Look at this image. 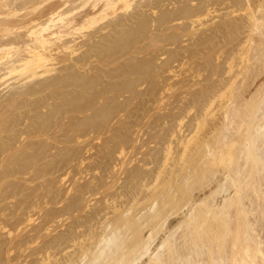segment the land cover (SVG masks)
<instances>
[{"label": "bare ground", "instance_id": "obj_1", "mask_svg": "<svg viewBox=\"0 0 264 264\" xmlns=\"http://www.w3.org/2000/svg\"><path fill=\"white\" fill-rule=\"evenodd\" d=\"M26 1L28 2V0H25L24 2L26 3ZM90 1L91 0H85V3L81 4L82 8L92 3L90 7H92V10H94V12L92 11L93 12L92 13L90 10V13H91L90 15V13H88V10H86L85 14L84 12L82 13L84 15L79 14V16H82L81 20L82 19L84 20L78 24L79 26H76V25L72 26L73 28L71 29L74 32H79L80 34V32L82 31L84 32V30H87V31L88 29L91 30L92 28H94V26L97 23H101L102 21L110 17L111 15L114 16V14H117L116 12L118 10L126 9V8H127L126 10H128L129 6L132 5L130 4L131 1L129 0H120V1H117L118 7L116 9V4H117L115 3L116 1L113 2L114 0H105V1L102 0L104 2V6L98 8L99 7L98 2H100L99 0H93L92 2ZM190 1L193 2L191 3L192 4L191 9L189 10L188 8H184L183 10H181L184 13H180V14H183L185 19L189 18V20L190 18L193 17V19L191 20L192 25L193 24L197 25V23L200 24L203 21L202 19L211 17V15H213L217 11L216 6L217 7L223 6L225 10L231 9L230 14L231 13L238 14V12H241L240 14L237 15V17L225 19V20H222L221 22L219 21V23L217 24L213 22V25L211 24L212 26H209V27L207 26L208 27L207 32L211 33L209 42L211 43L212 46H210V49L207 50L209 52V55L207 54L206 56L208 57L210 56V60H212L214 64H212L211 61L210 62L212 66L214 65V68H215V69L212 68L214 70V71L212 70L213 73L209 71L210 72L209 75L213 74L215 76H219L220 70L218 71L217 65H219L220 59L223 60V64L226 65L227 69H226V73L224 72L226 74L225 75L226 81L224 85H222L221 89L219 87H218L219 89L214 87L218 90L215 89L216 90V91L214 90L215 92H213L211 95L209 94L210 96L208 97L206 96L204 98L202 103H204L205 105L204 107H206V109L205 110L202 109V110L205 111V114H204L205 116L203 115V118H202V115H200V117L203 119L202 122H204V117H207L206 115H208V117L211 116L212 118H214L215 122L216 123L218 122V123L216 125L213 124L214 126L210 129H204L206 127H203L201 125L202 124L201 121L200 122L198 121L199 118L197 121L201 124L198 123L197 124L198 126L194 124V122L191 123L195 118L193 117L194 116L193 114L192 116L190 115V117H192L193 120L191 122H188L189 125L186 123V125L188 126H185V125L183 126L184 124L183 121L185 120L181 122V119H179V121L178 119H175L177 120V125L179 123V126H178L179 128L177 127L178 129L165 130L164 128L163 129L165 130L164 139L163 138L160 139V137H162L160 134L161 130L160 131L158 130L160 133L158 132L156 134L158 135L160 134L159 138L156 137L157 135L154 136L155 134L153 133L154 135L150 136L149 138L147 137L148 139L142 140L143 138H141V141L139 140L140 142L139 141L136 142L135 141L136 138H138L141 135L145 136V134L139 135L138 133L137 134L138 136L136 135L137 137L135 136L136 137L135 138L132 135L134 133V132L132 133L133 131L132 130L130 133L133 139L135 138L134 139L135 143L131 142L132 139L128 134L127 135L129 136V138L124 136L123 133H122L123 135L121 134L122 127H119L121 126V124L117 126L115 129H113L114 126L112 128L111 127L112 125H111L109 126V128L110 129L112 128L113 129L112 131H110L109 128H107L109 132L111 133V135L109 134L110 135L109 138L117 137V143L115 146H113V148L111 147L112 145L115 144V143L113 144L114 140H112L113 141L111 142L112 145H110L111 147H109L108 138L106 139L104 138V136L106 137L107 133L104 135L105 132L103 131L104 132L103 133L102 132L103 128L100 127L101 129H98V133L102 132L103 135L98 134V133L97 134H98V137L100 136L99 138L103 136V139L101 140L102 142L100 141V139L99 140L97 139L98 140L97 142L100 141L101 145L98 150L99 152H96V154L101 153L100 156H102V158L100 160H103L104 167H103V171L101 172V174L99 173V176L98 175L96 176L94 174L96 177H99L97 179L94 178L95 181L98 182L97 184L94 183V186L96 185V187H93V188L95 189L91 191L92 190L90 189L91 186H89V188L87 187V185L89 184L91 185L90 182L87 183L85 188L81 187L82 190L83 189L84 190L79 191V193L80 192L81 193L83 192V193L82 194L80 193L79 197L78 196L75 197L79 199V203L76 206H75L76 203L72 205V206H75L74 208H72V207H68L70 203L68 205H64L65 201H62V204L64 203L63 206L60 205L61 200L59 203V198L61 194H58V192L55 191L54 189L55 187H54L53 189L55 192L51 196H52V200L54 201L52 202L55 206L54 208L56 211L55 213L52 214L53 216L47 215V217H52V219H50V221H47V219L49 218L46 219L44 218V216L41 215L40 218L41 217L42 219L44 218V220H46L47 222L46 223L43 222L41 224L33 226L31 228L32 230L29 229V231L31 232L30 236H28L30 232L26 231L28 228L27 229L26 227L24 228L23 223H21L22 224L21 225L19 222V224L23 226V229L21 230V233L19 234V236H21V238H19V264H25L26 262L27 264H264V0H200L201 2L200 4H197L195 2L197 0H190ZM10 2L11 3L14 2L12 4H15V0H12ZM30 2L31 4H33L31 0L29 1L28 4L27 3L26 4L29 5ZM38 2L39 1H37V3ZM179 2L181 4V2H184V1L180 0ZM2 3L3 2L1 0V4ZM18 3L19 2H17V4ZM19 4L25 7V8H23V6L22 8L20 7L23 10L28 8L31 5L30 4L29 6H27L25 4L27 6L26 7L24 4H22V2ZM119 4L121 5V7L119 6ZM8 5H9V2H5L0 7V17L2 16L4 17L0 19V33H2L0 37L2 35H3L2 37L7 36L8 34H11L13 37V35L16 34L22 28L25 27L24 29L26 28L28 29L30 25H32L33 23H36L35 20L37 21L39 19L38 21L40 20L42 21L43 19V18L40 19L41 15L43 16V14L40 15L38 13L39 14L38 17L40 16L38 19H35L33 17L32 18L28 17L29 19L27 18V20L26 19L21 20L23 16L19 18V11L21 12V10L20 8H18V6L20 5H18L16 9L9 7V9L11 8L12 10V11L9 10L10 12L6 10L8 8L7 7ZM53 5H55V3ZM182 5L184 4L182 3ZM9 6H12V5H9ZM43 6H45V4ZM5 7L7 8L4 9ZM46 7H44V9ZM56 8H57L56 6L49 5L47 9L50 12V17H49L48 12L45 9V11L47 12V18L49 17L48 18L49 21L47 19L49 24L45 20L47 25L46 24L44 25V23H42L43 24L42 26V25H39L40 23H38V26H42L41 28L35 29L34 27L35 25H33L32 30L26 29L28 33L30 32V35H28L29 37L35 36L34 37L35 42L33 39L32 43L34 42V45L32 47L28 43L27 44L25 43L26 47L27 45L30 46V47L29 46L27 47V50L29 53V55L28 53L27 55L30 56V58L24 56L25 58H28V59L21 60V61L25 60L23 61L21 69H20V65L17 64L18 62H20L18 60H16V62L18 61L16 64L17 66L19 65V67L15 66L14 61H13L14 62L13 65L11 63L12 66H9L10 64L9 65L6 64L7 66H9L7 69L8 71L6 70L7 67L5 69L3 68L4 67L3 62L1 61L2 64L0 62V64L3 66L2 69H4L1 72L7 71L6 73L2 75V80L0 79V81L6 80L8 76L10 77L11 75H14V74L17 75L19 72H20V75H18L19 77L18 76H12V77L20 78L21 74H27V73H29V76L23 75V76L28 77V78H25V80L26 79L29 80V77L31 78L35 76L38 77L37 75H40L38 74V69H41L43 67L45 68L49 64L47 63L49 61V57L47 54H45V51L49 50L50 52V49L53 48L49 46L50 45L56 46L55 43H57L58 41L62 42L60 40H62L63 37L65 38L66 35H69V36L73 35L72 33L74 32L71 29H66L70 27L69 25L76 24L75 23L76 21L73 22V19L72 20L69 19L68 21V18H69L68 16H71L70 15L71 12L63 13L61 10L62 13H57ZM96 8H98L97 11L95 10ZM118 8H121V9H118ZM29 9L30 8H28V10ZM30 14H32V12ZM44 18L46 19V16ZM19 19L21 21H19ZM51 23L52 24L61 23L62 24L61 30L59 32H55L53 29L54 32H49L51 29ZM203 23L207 25L206 22H203ZM207 27H204V28H207ZM52 28H53V25H52ZM183 28L184 27H182V30ZM47 31H48V35H46ZM18 34H16L17 37H18ZM50 35L53 36V38L56 37L58 41L56 40L57 41L56 42V41L50 40L52 39V37L51 38L49 37ZM75 35L76 34H74V36ZM7 37H10V35H8ZM7 37L1 40L4 41V39H6ZM12 41H15V40H12ZM11 43H14V42H11ZM204 44L206 43L204 42ZM93 45L94 44L89 45V46L92 47ZM65 46H66V43L64 47ZM195 46H196L195 48H199V46L197 47V44H195ZM26 47L24 45V48ZM64 47H63V50L67 49L66 47L65 48ZM70 47L67 50H69ZM0 48H2L0 49V51L5 50L7 52V50L11 51V49H14L15 47H9V45H6V47L3 48L0 45ZM16 48L15 50H17V52L15 50H14L15 52L13 50L12 51L16 53L17 55L19 46ZM51 50L55 51L56 49L53 48ZM59 50H62V49L59 48ZM72 50L75 51L74 48ZM23 51H25V49ZM73 51H71V53L69 52V54L68 53L66 54L70 56V54L72 55ZM191 51H194V50H190V52ZM6 52H2V54L5 53L6 55L3 54L0 60L12 58L11 54H13V52L12 53L11 52L6 53ZM51 52L53 53V51ZM52 53L49 54V56L50 55L52 56ZM200 53H201V50H200ZM191 54H193V52H191ZM16 55L14 56L16 57ZM51 56H50V60H51ZM10 60H7V61H10ZM54 60L55 59H52V61ZM84 61H87V60H84ZM89 61H90V58H89ZM72 62L70 61V63ZM84 63L86 65V62H83L82 64ZM90 63L91 62L87 64H90ZM80 67L82 66L80 65ZM80 67L78 69H81ZM219 67L220 69H222L223 65L221 64ZM70 68H71V65H70ZM73 68L74 67H72V69ZM48 69L49 67L46 68L45 72L44 71L43 72L46 74H49L54 71V70L48 71ZM66 70L69 71L68 68ZM210 70H211V67H210ZM76 72L73 71L72 73H76ZM44 73H42L41 71V75L42 74L45 75ZM213 75L209 77L213 79ZM220 76L222 75L220 74ZM217 79L220 80V77ZM32 80H34V78ZM215 83H216V80H215ZM38 85L40 86V83ZM66 88H67V85H66ZM59 89L61 88L59 87ZM56 90L60 91L58 89ZM82 90H84V88ZM23 91L25 92V90ZM27 91H26V94L29 93V92L27 93ZM18 92H16L17 96L14 93H12V95L15 96V97H12V99L20 98ZM45 92L46 91L44 90L43 94H45ZM23 94L22 96L20 95L22 97L21 98L22 100H24ZM26 94H25V97H26ZM28 95L27 97L32 98L31 95H34V94H31V95L28 94ZM36 95H39V94H36ZM58 95L59 94H57L55 97H57ZM68 97H67V100H68ZM127 98L128 97H126L125 100ZM95 99H93V101ZM185 99L188 100V98H185ZM199 99H200V96H199ZM10 100L8 102L12 103V101ZM22 100L20 101L22 102ZM20 101L17 102L19 104V106L18 104L17 106L20 107L21 105V108H22L23 105L21 104ZM49 101H52V100H49ZM95 101H97V99ZM184 101L185 100H183V102ZM15 102L16 100L14 101V103ZM197 102L196 103L194 102V103L197 104V109H199L200 107L198 108V105L200 104L199 106H201L202 103L198 104ZM31 103H32V99H31ZM2 104L4 105V103ZM11 105L13 106V103ZM193 106L194 104H192V107ZM4 107L7 108L8 106L5 104ZM70 107L71 106H69V108ZM192 107H190L189 109H192ZM56 108H58V106ZM71 108L73 109V107ZM0 109H1V106H0ZM10 109H8L7 112L5 111V109H3L5 111L4 114H3L4 111L2 112L0 111V112L2 113V115H6L8 114ZM19 109L20 108H17V111ZM33 109H32V112L35 111ZM42 109H44L43 106L42 108H40L41 110L40 113H42ZM127 109L128 111L131 110V109L129 110V108L127 107L125 109L126 111L123 110L122 112L125 111L124 113L127 112V114H131V113H128ZM194 109L195 108L193 107V110ZM202 110L201 111L199 110L200 114ZM195 111L198 112L197 110ZM69 112L72 113L71 111ZM10 113H12V111H10ZM24 113H27V112L25 111ZM37 113L39 114V112ZM52 113H54L53 110H52ZM124 113L122 116H124ZM186 114L187 112L185 113V115ZM188 114H192V111L189 110ZM220 114H221V118L219 119L218 117L220 116ZM46 116H49V115H46ZM65 116H69L68 113ZM98 116H100V114ZM130 116H132V114ZM130 116L127 117L128 120L133 119L135 117L134 116L130 118ZM163 117L164 116L161 117L162 120L164 119ZM167 117L170 118V114H166V119L164 120H167ZM183 117L181 118L183 119ZM6 118L8 117L6 116ZM31 118L35 119V117H31ZM157 118H155V120H157L156 123L159 122ZM186 118L187 117H185L184 119ZM192 118H190V120ZM118 119H120V117ZM195 119H197V117ZM44 120L45 118L42 121ZM74 120H73V123H74ZM207 120L205 122H207ZM58 121H61V120H58ZM118 122H116L115 125ZM75 123H77L76 120H75ZM146 123L148 124V122ZM32 124L34 123H31V125ZM66 124H69V123L66 122ZM128 125L130 124H127V126ZM210 125L211 124H209L208 127H210ZM80 126L82 127V125H79L77 127H80ZM147 126H150V125H147ZM165 126H168V125H165ZM70 127L72 126L69 125V127L66 126L65 128L68 129ZM73 127H75L74 124H73ZM75 129H78V128H75ZM81 130L84 131V129H81ZM99 130L101 131L99 132ZM103 130L106 131V128ZM61 131L63 133L66 132L65 130L63 131V129ZM75 131L76 130H74L73 132L72 131L70 132L74 133ZM41 132H40V135H41ZM36 134H32V135H36ZM47 134H49V132ZM169 134L171 138H173L174 140L173 139L171 140ZM69 135H67L66 137H69ZM64 136L65 135H63V137ZM167 136H169V138ZM44 137L48 138V135L47 136L45 135ZM155 137L156 139L158 140L160 139V140L158 142L155 141ZM166 137H167V140H166ZM73 138L75 139V137ZM73 141H74V144H76L75 143L76 141L75 140ZM44 142H48V141H44ZM72 142L70 143L73 144ZM151 142L152 143L154 142V144L156 143L155 146H151L150 145ZM34 143H37V142H33L31 144H34ZM81 143L82 142L79 141L77 142L76 145L78 144L82 145ZM59 144H60V141H59ZM61 144L64 145L63 143ZM157 144L159 145L161 144V146L163 147V150H161L160 147L157 148L159 146V145L157 146ZM45 145L47 144L45 143ZM95 145H97V143ZM43 147H44V144H43ZM52 148L55 150L53 145H52ZM93 148H94V145L92 149ZM96 148H94L93 151L94 150L96 151ZM53 149L49 150L51 155L55 154V153L52 154L51 152L53 151ZM86 149L87 148L84 149V152L81 151L82 155L83 153H85ZM64 150H63V153L65 152L64 154H66V150L65 151ZM58 151L59 150L56 151L55 155H57ZM76 151L78 152L79 150L77 149ZM67 152L70 153L69 151ZM86 153H90V150L89 152L87 151ZM61 154L62 152L59 155ZM74 155H75V152H74ZM47 156L48 155H46L45 157ZM94 157L92 158L87 157L88 159L85 157V159L91 162L93 161L92 159ZM69 158H72V157L70 156ZM89 158H91V160H89ZM69 160L70 159H68V161ZM76 160L75 162L78 161ZM81 160H80V163H81ZM86 160H83L85 162L81 163L80 165L84 166V163H86ZM134 160H135V163L138 161V164L140 162L141 163L143 162V166H141L142 164L141 165L134 164ZM114 162L116 163L114 167L116 168V171L114 170L113 167H110L111 164H113ZM2 163H0V165ZM71 163L69 161V164L67 163L65 164L69 166ZM59 165H60V161H59ZM62 165L63 164H61V167ZM86 166H84V168ZM146 166H149V167H146ZM84 168H83V171H84ZM86 168L85 170L87 171L88 168L87 169ZM110 168H113V171L115 172L110 171L111 170ZM96 169L98 170L99 168H96ZM64 177L66 178V174ZM108 179L109 181L110 180L111 181L108 182L107 181ZM71 183H73L74 186L76 184L74 183V181ZM53 184L56 185V183H53ZM77 186H78V189H75V191L79 190L80 188L79 185ZM230 189L232 190V192ZM52 190L50 191V193L53 192ZM70 190L71 189H69L68 191L69 193L65 191L68 193V197H70L69 196L71 192ZM72 191H74V188ZM227 191L231 193L230 195L229 193L227 194V196L229 195L228 198L224 194V192L227 193ZM50 193L48 192V194L46 195L48 196ZM60 193H63V191L62 192L60 191ZM72 193L73 192H71V194ZM79 193L76 195H79ZM222 193L224 194L225 199L218 198V197H223ZM46 195H45V198H46ZM85 196L86 197L88 196V198L85 199ZM42 197L43 196L39 198L43 200ZM50 197L48 199H50ZM89 197H93V198H89ZM64 199L66 200V197H64ZM93 201L94 203H92ZM66 202H70V201L68 200ZM49 204H51V202H49ZM53 204L51 205L53 206ZM93 204H95V206H92ZM58 205H60L61 207L60 206L58 207ZM38 206L42 207V204ZM38 206H36V208H38ZM43 208L44 206L42 207V209ZM38 209H40V207ZM50 209L48 208V212L52 210ZM44 210H42V212ZM42 212L40 211L37 214L38 215L39 213L43 214L47 211L45 210V212L43 213ZM46 214L47 213H45V217H46ZM252 214L254 215L253 216L254 220H253V217L251 218ZM21 217H23V219L21 220H24L23 222H25V219H24L25 216H21ZM37 218L38 217L36 215V220H41L40 218L39 219ZM27 219L28 221L26 222L31 223L32 218L30 219V221H29V218ZM33 219L35 220V218ZM33 219L32 221H34ZM31 224H30V227L33 225ZM20 225H19V229L22 228ZM43 231L45 232L43 233ZM252 231L253 233H251Z\"/></svg>", "mask_w": 264, "mask_h": 264}, {"label": "rangeland", "instance_id": "obj_2", "mask_svg": "<svg viewBox=\"0 0 264 264\" xmlns=\"http://www.w3.org/2000/svg\"><path fill=\"white\" fill-rule=\"evenodd\" d=\"M4 1L9 2V5H12V6L8 5L7 6L8 8L7 7L4 8V9L7 8L6 10L9 11V10H11V8L16 9V7L18 5H20V6H18V8H20V7L22 8L23 5H21L19 3L22 2V4L25 5L26 3L28 4L30 0H28V2L26 1V3L24 2L25 0H17V1L15 0V4H12L14 2H12V3L10 2L12 0H8V1L4 0ZM4 1L2 0L3 3H5ZM31 1L33 2V4H31V2H30V4H31V5L29 4L30 6L26 4L27 6H29L28 8H30L29 9L30 11L28 10V8H26L24 10L20 8L21 12L19 11V18H21L23 16V18H21V20L22 19L27 20L28 17H31V18L33 17L35 19H38L40 17V16L38 17V15L43 14L44 17L46 16V19L41 15L40 19L43 18L42 21H44V22H42L41 20H40L41 22L38 21L39 19L37 21L35 20L36 23H33L32 25H30L31 28L30 27L28 29L26 28L27 30H30V29L32 30L33 25H35L34 26L35 29L41 28L43 26L42 23H44V25L45 24L47 25V23L49 21L48 18L50 17V12L47 9L49 7V5L56 6L57 7L56 8L57 13L71 12V14H70L71 16H68L69 17L68 21H69V19H71V20L73 19V22L76 21L75 22L76 24L69 25L70 27L66 28V29H71V28H73L72 26H75V25L79 26L78 24L84 20V19L81 20L82 16H79V14L81 15L83 12L85 14L86 10H88V13H90V10H91V12L92 11L94 12V10H92V7H90L92 3H90L86 7L82 8L81 4L85 3V0H43V2H42V0H35V1L31 0ZM37 1H39V2L37 3ZM92 1L93 0H91L90 2H92ZM99 1L100 2H98V4H99L98 8L103 7L104 6L103 1H105V0H103V1L99 0ZM117 1H120V0H114L113 2L117 3ZM129 1H131L130 4H132V5L129 6L128 10H126L127 8L126 9L118 8L121 10H118L116 12L117 14H114V16L111 15L112 17L111 16L108 17L107 19H105L101 23H97L94 26V28H92L91 30L88 29V31L84 30V32L83 31L80 32V34H82V35H80L79 32H74L71 29L74 32V33H72L73 35L71 34L73 37L66 35L65 38L63 37V39L60 40L62 42H59L56 37L53 38V36L50 35L49 37L50 38L52 37V39H50V40H53V41L57 40L58 42L57 41L56 42L58 43V45L60 43L61 44L58 46L57 43H55L56 46L62 49V50H59V48H57L56 46L50 45L49 47H53L54 49L57 50V51L56 50L54 51V50H51L53 48L50 49V52L53 51V53L51 52L53 58L50 55L51 60H50V56H49V54H51V53L49 52V50L45 51V54H47L49 57V61L47 62V63H49L47 65L49 67L48 71L54 70L52 73H49V72H48L49 74L44 73L46 68H48L46 66L45 68L44 67L41 68L42 70L38 69V74H40V75H37L38 77H36V76L32 77V78L29 77V80H27V79L25 80V78H28L27 76H29V73L21 74L20 78H18L19 77L18 75H20V72H19L17 75L14 74V75H11L10 77L8 76V78H6V80L0 81V103L1 104L4 103V105L6 104L8 106L7 108L8 109L11 108L10 111H12V113H10V111L8 112V114L10 113L9 116H8V114L2 115L1 112L4 111L3 109H5L6 112L8 111V109L5 108L3 104L2 105L0 104L1 109L3 107L2 111L0 109V111H1L0 112L1 113V115H0V148H1L0 149V160H1L0 163H2L4 161L2 163L3 166H2V164L0 165V171H1L0 172V264H19V238H21V236H19V234L21 233V230L23 229V226H21L22 225L21 223H23L24 228L25 227H26V229L28 228L26 231L30 232L29 229L32 230L31 228L33 226H36V225L41 224L43 222L46 223L47 221H50V219H52V217H47V215L53 216L52 214L55 213V211H56L54 208L55 206L53 204L54 201L52 200V196H51L55 191L58 192V194H61L60 198H59V203L61 200V204H60L61 206H63L64 203H65L64 205H68L70 203L71 206L68 205V207L74 208L79 203V199L75 198V197L80 196L81 192L79 193V191H81L82 188H85L87 183H89V182L91 183V185L90 184L87 185L88 188H89V186H91L90 187V189H92L91 191H93L95 189V188H93V187H96V185L94 186V183L95 184L98 183L97 181H95V179L99 178L96 176L97 175L99 176V173L101 174V172L103 171V167H104L103 160H100L102 158V156H100L101 153L96 154V152H99L98 150H99L101 142H102L101 140L103 139V136H101V138H99L100 136L98 137V134L103 135L102 134L103 131L105 132V133L103 132L104 135L107 133L108 136L106 134V137L104 136V138L105 139L108 138L109 147H111L110 146V145H112L111 142H113L112 140H114L113 144L114 143L115 144L112 145V147H111V148H113V146H115L117 143V137L109 138V136L111 135L109 130L112 131L113 129H115L120 124H121V126H119V127H122L121 134L123 133L124 136H126L128 138L130 136L132 139L131 142H134V139L138 136L137 135L138 133H139V135L145 134V136L141 135L142 137L139 136L138 138H136L135 141L137 142L139 140L141 141V138H143L142 140L148 139L150 136H152L154 134H155L154 136L157 135L156 136L157 138H159V136L161 134L162 137H160V139L161 138L164 139L165 138L164 137L165 130H171V129H178L179 128L178 127L179 123L177 125V120H175V119H178V121H179V119H181V122L183 120H185V121H183V123H184L183 126L184 125L188 126L189 125L188 122H191L193 120V118L190 117V115L192 116L193 114H194L193 117H195V118L197 117V119L194 118V120L191 123L194 122V124L197 125L201 121L202 124L201 123H199V124H201L203 127H206L204 129H210L218 123V122L216 123L214 118H212L211 116H209V117H211V118H209L208 115H206L208 118L204 117V122L208 119L207 122H205V123L202 122L203 115L205 114V111H203L202 109H204V110L206 109V107H204L205 106L204 103H202V102L206 96L208 97L213 92L218 90L219 88L221 89L222 85H224V83L226 81L225 80L226 79L225 73H226V69H227L226 65L223 64V60L220 59L219 65H217L218 71L220 70L219 76H215L213 74L209 75L210 72L213 73V71H214L212 69V68H214V65L212 66V64H214V63L212 62V60H210V56L209 57L206 56L207 54L209 55V52L207 50L210 49V46H212L211 43L209 42L210 41L209 38L211 36V33L207 32V30H208L209 26L213 25V22L215 24H217V23H219V21L221 22L222 20H225V19L237 17V15L240 14L241 12H238V14H236V13L230 14L231 9L225 10L223 8V6L222 7L216 6L217 11L213 15H211V17L202 19L203 21L200 24L197 23V25L196 24L192 25L191 20L193 19V17L190 18V20H189V18H186V19H188V20H186L184 18V15L180 14V13H184L183 11H181L184 8H188L189 10L191 9V5H192L191 3H193V2H191L190 0H183L184 2H181V4L179 2L180 0H129ZM17 2H19V3L17 4ZM195 2L197 4L201 3L200 0H197ZM54 3H55V5H53ZM182 3L184 5H182ZM2 4H1V0H0V7ZM44 4H45V6H43ZM14 5H15V7H14ZM117 5H118V3L116 4V9L118 7ZM46 6H48V7H46ZM119 6L121 7L120 4H119ZM9 7H11V8L9 9ZM44 7H46L45 9L49 14L48 18H47V12L45 11ZM23 8H25V7L23 6ZM98 8H96L95 10L97 11ZM59 10H60V12H59ZM61 10H62V12H61ZM40 11H42L43 13ZM31 12H32V14H30ZM84 14H82V15H84ZM90 15H91V13H90ZM24 17H26V18H24ZM2 18H4V17L3 16L0 17V19H2ZM47 19H48V21H47ZM21 20L19 19V21H21ZM45 20L47 23L45 22ZM203 22H206L207 25ZM38 23H40L39 25H42V26H38ZM201 24H202V26H201ZM52 25H53V28H52ZM54 25H55V27H54ZM61 25H62L61 23L60 24L59 23L58 24H52L51 23V29L49 32H54V31L59 32L61 30ZM34 27H33V29H34ZM182 27H184L185 29L183 28V30H182ZM204 27H207V28H204ZM24 28H22L21 30H19L16 33V34L19 33L18 34L19 38L17 37L16 34H14L13 37L11 34H8V35H10V37H7L8 35L4 36V37H2L3 36L2 35L1 36L2 38L0 37V45L3 48L6 47V45H9V47H15V48L19 46V48H18L19 50H18L17 55H16V53H14L15 51L17 52V50H15V48L11 49V51L7 50V52L5 50L0 51V59H1V56L3 54H5V53L2 54V52H6V53L11 52L12 53L15 50L13 52V54L16 55V57H15L13 54H11L13 59L12 58L5 59L6 61L12 59V60L7 61V62L4 59L0 60V62L2 61L4 64V67H3L1 65L2 64V62H1L0 72L2 70H4L6 67H7L6 68V70H7L8 67L12 66L14 62H15V66H17V64H19L20 69H21L23 61H25V60H23V61H21V60L30 58V56H28L29 53H28L27 47L29 45L31 47L34 45V42H35L34 37L35 36L29 37L28 35H30V32L28 33V31ZM53 29H54V31H53ZM218 33H220V32H218ZM1 34L2 33H0V35ZM74 34H76V35L74 36ZM205 34L206 35L208 34V35L206 36ZM46 35H48V31H47ZM5 37H7V38L4 39V41H2L3 38H5ZM91 37H92V39H91ZM33 39H34V42L32 43ZM12 40H15V41H12ZM11 42H14V43H11ZM204 42L206 44H204ZM25 43L26 44L28 43L29 45H27V47H26ZM65 43H66L65 47L67 49L71 46L69 49L70 51L67 49L63 50ZM2 44H3V46H2ZM92 44H94L92 47L89 46ZM195 44H197V47L200 45L199 48H195L196 47ZM24 45L26 48H24ZM61 46H63V47H61ZM73 48L75 49V51L72 50ZM93 48L96 51H94ZM0 49H2V48H0ZM24 49H25V51H23ZM89 49H91V50H89ZM183 49H184V51H183ZM199 49L201 50V53H200ZM190 50H194V51H191V52H193V54H191ZM60 51L63 53H61ZM68 51L70 53H71V51H73L74 54L72 52V55L70 54V56H68V54H69ZM23 52H24V54H23ZM75 52H77V53H75ZM27 53H28V55H27ZM66 53H68V54H66ZM184 54H186V55H184ZM19 56L22 58H20ZM24 56L28 57V58H25ZM89 58H90V61H89ZM52 59H55V60L52 61ZM69 59H71V60H69ZM82 59H83V61H82ZM16 60H18L20 62L17 61L18 62L17 63ZM84 60H87L91 63L87 64L89 62L84 61ZM70 61L71 62L74 61V62L70 63ZM210 61L212 62V64ZM83 62H86V65H85V63L82 64ZM11 63H12V65H11ZM77 63H78V65H77ZM79 63H81V64H79ZM6 64H8V65L10 64V65L7 66ZM72 64H73V66H72ZM221 64L223 65V68L221 67L222 69H220V67H219ZM19 65L17 67H19ZM49 65L52 67H50ZM70 65H71V68H70ZM80 65L82 67H80ZM2 67L4 69H2ZM72 67H74V68L72 69ZM79 67L81 69H78ZM210 67H211V70H210ZM67 68L69 71L66 70ZM224 68H225V70H224ZM41 71L45 75H43V74L41 75ZM73 71L74 72L77 71V72L72 73ZM6 72L3 71L0 73V77H1L0 79L1 80H2V75ZM220 74L223 77L220 76ZM23 75H27V76H23ZM211 75H213V79H211V77H209ZM12 76H18V77L15 78ZM69 77H70V79H69ZM219 77H220V80L217 79ZM33 78H34V80H32ZM49 79H51V80H49ZM65 79H67L68 81ZM63 80H64V82H63ZM215 80H216V83H215ZM44 81H46V82H44ZM218 81H219V83H218ZM220 81L222 82V84ZM39 83H40V86L38 85ZM58 83H59V85H58ZM66 85H67V88H66ZM43 86H44V88H43ZM58 86L61 89H59ZM211 86H212V88H211ZM49 87L50 88L52 87V88L50 89ZM82 87L84 88V90H82L83 89ZM214 87H216V88L219 87V88L216 89ZM32 88H34V89H32ZM114 88H115V90H114ZM29 89L32 91H30ZM56 89L60 90L61 92L57 91ZM112 89H113V91H112ZM21 90H22V92H21ZM23 90H25V92ZM44 90L46 91L45 94H43ZM53 90L56 92H54ZM26 91H27V93L29 92L28 94H30V95L34 94V95H31L32 98L27 97L28 94H26ZM16 92H18L20 98L16 97L17 99H15V98L12 99V97H15L14 95H12V93H14L16 95ZM22 94L24 95L23 99L25 101L21 99ZM25 94H26V97H25ZM36 94H39V95H36ZM57 94H59L57 96L59 99L57 97H55ZM74 95H76V96H74ZM202 95H204V96H202ZM199 96H200V99H199ZM7 97L12 99V100L8 99ZM24 97L27 99H25ZM67 97H68V100H67ZM126 97H128V98L125 100ZM92 98L93 99L96 98L97 101H95L96 99L93 101ZM129 98H131V99H129ZM185 98H188V100ZM31 99H32V103H31ZM36 99H38V100H36ZM44 99H46V100H44ZM191 99H193V100H191ZM9 100L12 101L13 106L11 105L12 103L8 102ZM15 100H16V102H15L16 104L14 103ZM20 100H22V102ZM49 100H52V101H49ZM183 100H185V101L183 102ZM19 101L23 105L22 108H21V105H20V107H18L19 104L17 102H19ZM38 102H39V104H38ZM194 102L195 103L197 102L198 104L202 103L201 106H199L200 104L198 105V108L199 107L201 108L202 106L203 107L201 109L200 108L197 109V104H195ZM79 103H80V105H79ZM129 103H131V104H129ZM17 104H18V106H17ZM45 104H46V106H45ZM49 104H50V106H49ZM192 104H194V106H193L195 108L194 110H193ZM59 105H60V107H59ZM126 105L129 108V110L131 109L130 111H128V109H127V111H128V113H131L132 116H130L131 114H127V112L124 113L126 111L125 109L127 108ZM30 106H31V108H30ZM32 106L34 107V109ZM42 106L44 107V109H42V113H40L41 112L40 108H42ZM57 106H58V108H56ZM69 106H71V107H73V109L74 108L75 109L73 110L71 107L69 108ZM53 107H54V109H53ZM124 107H126V108H124ZM190 107H192V109H189ZM17 108H20L22 110L19 109L17 111ZM38 108H39V110H38ZM55 108L57 109L58 112L56 111ZM32 109L35 111L32 112ZM188 109L190 111H192V114H188V111H189ZM14 110H16L17 112ZM52 110L54 113H52ZM123 110H125V111L122 112ZM195 110H197L198 112H196ZM199 110L200 111L202 110L203 114H202V112L200 114ZM5 111L3 112V114L5 113ZM25 111L27 113H24ZM69 111H71L72 113H70ZM76 111L77 112L79 111L81 114L82 113L83 114L81 115L79 112L77 113ZM169 111H170V113H169ZM13 112H15V113H13ZM37 112H39L40 115ZM186 112L189 116L187 114L185 115ZM67 113L69 116H65V115H67ZM123 113H124V116H126V114H127V116L126 117L122 116ZM33 114L34 115L36 114V115L34 116ZM55 114H56V116H55ZM99 114H100V116H98ZM166 114H170L171 119L169 117H167V120H164V119H166ZM46 115H49V116H46ZM159 115H161V116H159ZM200 115H202V118L200 117ZM1 116H3V117H1ZM6 116L8 118H6ZM24 116L27 118H25ZM129 116H130V118H132L134 116L135 117L133 119L128 120L127 117H129ZM162 116H164L163 120L161 119ZM183 116H185L187 118L184 119L185 117H183ZM31 117H35V119L38 121H36L34 118H31ZM69 117H70V119H69ZM96 117H98V118H96ZM119 117H120V119H118ZM123 117L126 119H124ZM181 117H183V119ZM44 118H45V120L42 121ZM155 118L158 119V121H159L158 123H156L157 120H155ZM190 118H192V119L190 120ZM198 118H199V120H198ZM200 118H201V120H200ZM205 118H207V119H205ZM218 118L219 119L221 118V114ZM26 119L27 120L30 119V120H28V122H27ZM74 119L76 120L77 123H75ZM58 120H61V121H58ZM73 120H74V123H73ZM125 120L127 123L125 122ZM25 121L27 122V124ZM30 121H31V123H34V124L31 125ZM66 122L69 124H66ZM116 122H118V123L115 125ZM146 122H148V124ZM70 123H72V124H70ZM186 123L188 125H186ZM60 124H61V126H60ZM73 124L75 127H73ZM127 124H130V125L127 126ZM209 124H211L210 127H208ZM69 125L72 127L68 128V129L65 128L66 126L69 127ZM76 125L77 126L82 125V127L84 125V127L83 128L81 126L77 127ZM147 125H150V126H147ZM165 125H168V126H165ZM109 126H111L112 128L114 126V128L110 129ZM27 127H28V129H27ZM34 127H35V129H34ZM100 127H102L103 129L106 128V131L102 129V132H100L101 130H99L100 133H98V129H101ZM75 128H78V129H75ZM107 128H109V130ZM164 128H165V130H163ZM38 129H39V131L42 129L41 131H43V132L40 131L41 135H40V132L38 131ZM59 129H60V131H59ZM62 129H63V131L65 130L66 132L63 133L61 131ZM81 129H84V131ZM74 130H76V131L74 133H72ZM124 130H126L127 132ZM158 130L159 131L161 130V133ZM36 131H38V132H36ZM54 131H55V133H54ZM56 131H57V133H56ZM70 131H72V132H70ZM79 131H81V132H79ZM131 131H132V133L134 132L132 134L133 137H135L137 135L134 139L131 136V133H130ZM33 132H35V133H33ZM45 132H46V134H45ZM48 132H49V134H47ZM124 132H126V133H124ZM158 132L160 133L159 135L156 134ZM32 134H36V135H32ZM61 134L65 135V136L63 137V135H61ZM45 135L46 136L48 135L49 139L47 137H44ZM67 135H69V137H66ZM77 135H78V137H77ZM60 136H62V137H60ZM169 136H170V134H169ZM169 136H167V137L169 138ZM73 137H75V139ZM156 137H155V141L158 142L160 139L158 140V139H156ZM167 137H166V140H167ZM65 138H67V139H65ZM170 138H171V136H170ZM97 139L98 140L100 139L101 142L100 141L97 142L98 141ZM172 139L173 138H171V140ZM63 140H64V142H63ZM73 140L76 141L75 142L76 144H77V142L81 141L82 145H79L80 143L78 145L74 144ZM44 141H48V142H44ZM56 141H57V143H56ZM59 141H60V144H59ZM33 142H37V143L31 144ZM68 142L69 143L72 142L73 144H71V143L69 144ZM45 143L48 146L45 145ZM61 143H63V144L65 143V144L62 145ZM96 143H97V145L99 144L98 145L99 147L97 145H95ZM151 143H150L151 146H155V144H156V143L154 144V142L152 144ZM43 144H44V147H43ZM131 144H130V146H131ZM52 145L54 146V148L57 146L55 148V150L52 148ZM58 145H60V146H58ZM93 145H94V148L97 147L96 151L95 150L93 151V149H94V148L92 149ZM158 145L159 144H157V146ZM90 146H92V147H90ZM159 147L161 150H163V147L161 146V144L157 148H159ZM85 148H87V149L85 150V153H83V155H82L81 151L84 152ZM111 148H109V149H111ZM50 149L51 150L53 149V151H51L52 154H54V153L56 154L57 150H59V151H58L57 155H55V154L51 155L50 151H49ZM64 149L66 150V154H64L65 152L63 153ZM77 149L79 150L78 151L79 153L76 151ZM89 150H90V153H86L87 151L89 152ZM67 151H69L70 153H68ZM61 152L63 155L62 154L59 155ZM74 152H75V155H74ZM67 154H68V156H67ZM37 155H39L40 158ZM42 155H44V156H42ZM46 155H48V156L45 157ZM73 155H74V157H73ZM94 155L96 158L94 157ZM70 156L73 159L69 158ZM77 156H78V158H77ZM117 156H118V154H117ZM85 157L86 158L87 157H91V158L94 157L92 159L93 161H91L92 163L90 161L86 160ZM97 157H99V158H97ZM91 158H89V160H91ZM38 159H40L42 161H40ZM44 159H46V160H44ZM68 159H70L69 160L70 163L74 160L73 161L74 163L72 162L71 163L72 165L70 164L68 166L67 165V164H69ZM81 159L86 160V163H84V166H86L87 163L90 166V167L88 165L86 166L88 169L85 167L87 169V171L85 170L83 165H80L81 163L85 162ZM36 160H37V162H36ZM75 160L77 162H75ZM80 160H81V163H80ZM59 161H60V165H59ZM64 162L67 164H65ZM89 162H90V164H89ZM61 164H63L64 167H63V165L61 167ZM74 164H76L77 167ZM113 164H111L110 167L114 168L116 163L114 164V166H113ZM134 164H137V165L142 164L141 166H143V162L142 163L140 162L138 164V161L135 163V160H134ZM150 165H152V164H150ZM100 166H101V168H100ZM94 167L99 168V169L97 170ZM146 167H149V166H146ZM83 168H84V171H83ZM113 168H110L111 169L110 171L115 172L116 168H114L115 171H113ZM90 172H91V174H90ZM86 173H87V175H86ZM65 174H66L67 179L64 177ZM54 179H56V180H54ZM69 179L71 182L74 181V183H76L75 186L73 183H71L69 181ZM109 179L107 180L108 182L111 181V180L109 181ZM92 181H94V182H92ZM53 183H56V185ZM51 184L53 185V187ZM77 185H79V187L80 188L82 187V188L81 189L79 188V190L75 191V189H78ZM56 186H57V188H56ZM72 186L74 188V191H72L73 190ZM53 188L55 189V191ZM58 189H59V191H58ZM69 189H71L70 191L73 192L72 194L70 192V194H69L70 197H68ZM51 190L53 192L50 193ZM60 191L61 192L63 191V193H60ZM65 191H67L68 193ZM48 192L50 194L47 196L46 194H48ZM231 192H232V190H231ZM78 193H79V195H76ZM228 193H229L228 191H227V193L224 192V194L226 196ZM224 194H223V197H218V198L219 199L220 198L225 199ZM230 194L231 193H229V195ZM45 195H46V198H45ZM72 195H74V196H72ZM41 196H43L42 197L43 200L40 199ZM61 196H62V198H61ZM220 196H222V195H220ZM228 196H227V198H228ZM49 197H50L51 201H50V199H48ZM64 197H66V200L64 199ZM86 198H88V196L87 197L85 196V199ZM89 198H93V197H89ZM67 199L70 202H66V201H68ZM62 201H65V202L62 204ZM76 201H78V202H76ZM94 201L92 203H94ZM49 202H51V204H53V206L51 204H49ZM40 204H42V207L44 206V208L45 207L47 208V209L45 208V210L47 212H45L44 208L42 209L41 206H38ZM74 204H75V206H72ZM60 205H58V207ZM36 206H38V208L40 207V209L36 208ZM51 206H52V208H51ZM92 206H95V204H93ZM48 208L49 209L51 208L52 210L54 209L53 210L54 212L51 209H50L51 211L48 212ZM41 209L44 210L43 212L47 213L46 217H45V213H43ZM40 211L44 215L41 213H39V215H38L37 213ZM75 214H76V212H75ZM27 215H28V217H27ZM36 215L38 217L37 219H39L41 215L44 216V218H46V219L49 218V219H47V221H46V220H44V218L42 219V217H41L40 218L41 220H36ZM21 216H25L24 217L25 222L28 221L27 218H29V221L31 218L32 219L35 218V220L33 219L34 221H32V219H31V223L33 225L31 223H28V222H26V223L23 222L24 220H21V219H23V217H21ZM253 216L254 215L252 214L251 218ZM253 220H254V217H253ZM19 222L21 225L19 224ZM30 224L32 225L31 227H30ZM19 225L22 228L19 229ZM19 230H20V232H19ZM44 232L45 231H43V233ZM251 233H253V231ZM30 235H31V232L28 234V236H30ZM25 264H27V262Z\"/></svg>", "mask_w": 264, "mask_h": 264}]
</instances>
